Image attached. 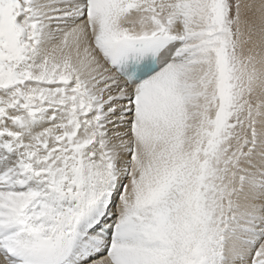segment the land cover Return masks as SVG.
Segmentation results:
<instances>
[{
	"label": "snow or ice",
	"instance_id": "obj_1",
	"mask_svg": "<svg viewBox=\"0 0 264 264\" xmlns=\"http://www.w3.org/2000/svg\"><path fill=\"white\" fill-rule=\"evenodd\" d=\"M0 264H264V0H0Z\"/></svg>",
	"mask_w": 264,
	"mask_h": 264
}]
</instances>
